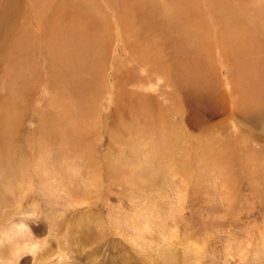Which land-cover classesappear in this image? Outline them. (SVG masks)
<instances>
[{
  "label": "rangeland",
  "instance_id": "374dc122",
  "mask_svg": "<svg viewBox=\"0 0 264 264\" xmlns=\"http://www.w3.org/2000/svg\"><path fill=\"white\" fill-rule=\"evenodd\" d=\"M138 1L0 0V264H264V0H189L184 39ZM83 23L95 74L51 44Z\"/></svg>",
  "mask_w": 264,
  "mask_h": 264
},
{
  "label": "bare ground",
  "instance_id": "6f19581e",
  "mask_svg": "<svg viewBox=\"0 0 264 264\" xmlns=\"http://www.w3.org/2000/svg\"><path fill=\"white\" fill-rule=\"evenodd\" d=\"M145 6L146 7L151 6V7L149 8V10H146V8L144 10L143 7ZM169 7L170 10L171 11L173 10L175 14L173 13V16L171 15V20L164 21L158 19L157 7L155 8V5L150 0H139L138 3L136 4V9L134 10L133 15L134 16L139 15V18H141L142 21H145L144 25H141L143 27L141 28L144 31H147L146 27H148L149 29L159 28V29H166L167 31L172 32L174 34L177 33L183 39H184L183 36H185L184 33L181 34L183 31L187 33L185 37H196V38L202 37L199 33V30L201 28V20L199 18L197 7H194L193 2H190L189 0H174L173 2L170 3ZM222 12L224 16H228L231 19V21H229V25L231 26V28L235 30L236 32L235 38L239 43L244 39L250 38L247 25L244 24L245 21L236 18L238 14H233V11L226 9H223ZM261 14L264 15V9L261 11ZM89 20H91V18ZM86 24L87 23H83L82 30L80 32H76V36L72 35L71 36L72 38L68 37L70 36L69 33H62V32L59 33L56 31L52 33L51 44L52 46H54V48L53 47L52 48L54 49V51L56 50V52L58 53L57 54L54 52V55L55 56L57 55L56 57L59 56L60 66H62L64 70H70V71L71 69L76 71L82 70V72L84 71L90 72L91 74L93 73L95 74L96 72L95 65L99 63L100 61L99 55H101L100 50L98 48L99 44L96 42V40H92V44L90 42L87 44L84 40H82V34L83 32L86 33L87 31L90 30H92V33L95 34L96 33L95 27L97 28V26L94 27L92 26V24L91 26ZM98 24L99 23H97V25ZM187 27H189L190 30H187ZM134 28L136 32L139 34V28L137 27V25H135ZM90 47H92V49H90ZM248 70H247V75L251 76V74L248 73ZM262 80L264 81V74L257 75L254 78L250 77L248 79V81L252 82V86L254 85L255 87L258 88L256 89L258 90L259 93L264 92V87L262 86L261 83ZM259 86L262 87L260 88ZM90 88H91L90 83H82L80 84V86L76 87V95L78 96V98H80L79 112L82 116H84L85 113H87L90 108V104L88 103L90 98V93L92 90ZM144 228L145 226L141 225L139 226L138 230L141 231ZM22 247L23 248L19 247L21 249L17 248L18 250L13 253L15 259L11 261L10 264L15 263L18 260L19 255L21 254L23 255L24 251L25 250L27 251L29 249L28 246L24 244ZM236 248L235 247L232 248L228 246L227 248L224 249V253L227 256H231L233 255L234 251L236 252L235 250Z\"/></svg>",
  "mask_w": 264,
  "mask_h": 264
}]
</instances>
